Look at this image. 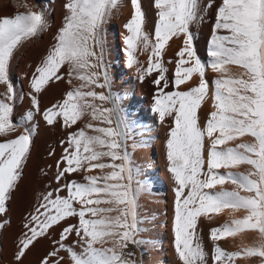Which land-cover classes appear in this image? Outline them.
I'll return each mask as SVG.
<instances>
[{"label":"snow or ice","instance_id":"6c2138e0","mask_svg":"<svg viewBox=\"0 0 264 264\" xmlns=\"http://www.w3.org/2000/svg\"><path fill=\"white\" fill-rule=\"evenodd\" d=\"M130 4L131 17L124 25L126 66L135 67L141 82L158 73L153 81L158 89L153 112L161 122L166 117L174 121L166 148L168 171L175 184L173 246L179 261L209 264L198 234L199 221L202 217L211 221L213 214L229 210L245 214L210 229L211 264H238L252 257L261 258L264 264V0H221L206 62L197 54L191 31L194 23L204 19L200 0H154V34L145 31L141 0H130ZM20 6L27 10L0 18V85L6 89L0 94V136L23 129L15 138L0 142V216L7 213L18 188L36 133V125L27 126L34 119L32 110L17 122L12 119L17 101L24 97L10 78L11 62L24 41L49 28L45 9L37 6L33 11L26 3ZM122 6L123 0H66L55 44L32 74L29 95L36 113L40 112L39 94L50 82L66 80L70 86L61 103L43 112L49 126L62 122L71 128L86 116L90 120L62 142L66 146L56 164L57 187L44 193L35 211L25 218L16 264H22L31 247L62 222L66 226L40 264H63L66 258L69 264H136L129 245L145 244L138 238L142 223L138 198L144 185L137 180L133 187L139 172L127 150L132 125L121 107L122 98L112 91L105 60L104 25ZM212 6L209 0L204 12ZM174 37L183 38V47L176 53L170 81L163 55ZM149 50L144 67L137 53ZM209 71L215 74L211 81L206 77ZM193 77L198 78L196 86L179 90ZM170 84L176 90L165 92ZM209 98L212 110L201 126L198 111ZM243 137H250L251 142L230 146ZM241 165L249 166L246 173L232 171ZM97 170L96 175L85 174L84 183L66 179L73 173ZM226 183L233 189H225ZM69 218H78V223H67ZM7 223H0V230ZM246 232L255 233L259 242L237 245L234 251L221 246L220 241ZM73 236L75 243H66Z\"/></svg>","mask_w":264,"mask_h":264},{"label":"bare ground","instance_id":"6f19581e","mask_svg":"<svg viewBox=\"0 0 264 264\" xmlns=\"http://www.w3.org/2000/svg\"><path fill=\"white\" fill-rule=\"evenodd\" d=\"M24 3L31 7L33 11L38 10L37 6L45 9L49 24L47 30L32 39L24 41L19 46L14 54L10 68V78L14 82L16 92L22 94L24 97L23 101H17L14 107V122L21 120L29 110H32L34 113L33 121L27 124V126L36 125V133L26 161L28 165L26 164L25 167L27 172L31 169L35 185L33 190L24 189V185L27 184L29 178V175L25 173L26 177H24L25 175L23 176L24 179L21 180L20 187L13 193L11 200L8 202L7 213L0 216V223H3L5 220L8 221L4 229L0 230V264H16L14 257L18 250L17 244L19 239L25 231L23 227L26 223L25 218L35 211L44 193L57 187L55 179L57 173L56 164L64 154L63 149L66 146L62 145V142L67 141L70 133L78 131L79 128L84 127L90 120L86 116L71 128L62 126V122L49 126L44 121L43 112L53 105L61 103L65 98L66 92L70 90V86L66 80L55 83L50 82L46 86V89L39 94L40 112L36 113L35 109L32 108L29 95L31 92L30 80L36 67L55 44V36L62 27L66 14L64 9L66 0H0V18L14 17L20 12H25L27 9L20 6ZM200 3L201 14L204 16V19L200 23H194L191 26V31L195 37L194 46L197 54L206 62L208 59L207 48L212 36L216 9L220 5L221 0H212L213 6L206 13L204 12V8L209 3V0H200ZM141 5L146 14L145 31L154 34L157 22V10L154 7V0H141ZM131 13L130 0H123V6L118 11H114L111 19L104 25L105 60L109 65L113 81L112 91L122 98L121 107L132 125V133L128 140L127 150L131 155L133 167L138 169L139 172L138 175L134 176L133 187H137V180L144 185V190L138 198L139 219L142 221L140 224L141 234L138 238L144 240L145 244L140 247L129 245V250L134 253L133 258L136 264H181L173 246L175 184L171 173L168 171L169 162L167 160L166 148V142L169 139L168 134L171 128L174 127V121L172 117H166L164 122H161L158 114L153 112L154 98L158 91L153 81L157 78L158 73L153 72L151 76H147L141 82L135 67L128 68L126 66L124 37L128 33L124 25L130 19ZM182 47V37H174L166 46L163 60L164 66L168 68L167 76L170 81L174 77L176 61L178 59L176 53ZM149 53L150 50L148 52L141 51L137 53V58L144 67H147ZM233 70L240 71L236 68ZM64 71L65 69L62 68L61 72ZM214 76L215 74L210 71L206 74L209 81ZM197 84L198 78L193 77L187 85H181L179 90L187 91L189 86H196ZM175 90V88L171 87V84L168 89H164L165 92ZM211 105L212 101L209 98L198 111L201 126L206 123L208 115L212 110ZM22 131L23 129L21 128L16 133L7 137L2 136V141L13 139ZM240 142H251V138L243 137L241 140L231 142L230 146L235 147ZM134 144L140 146L134 148ZM50 153L52 154L50 155ZM38 164L42 168L44 166L48 168V171L46 170L49 175L47 178L41 174L43 172H40ZM63 166L62 164L61 167ZM248 167L247 165H241L232 169V171L246 173ZM220 171L224 172L225 170L221 169ZM85 174L96 175L98 174V170L91 173H73L67 176L66 179H75L78 182L84 183L86 182L84 180ZM223 187L227 190L233 189V185L230 183H226ZM61 195H66V192L61 193ZM241 195H247V193L241 192ZM244 214L243 211L231 213L229 210H225L219 215L213 214L211 221L203 217L200 219L198 234L202 239L205 250L208 252L209 264H211L212 255V242L209 239L210 229L218 227L225 222H230L233 217H242ZM67 223H78V218H69ZM64 226H66V223L62 222L61 225L50 229V236L40 239L34 247H31L23 258L22 264H40L41 260L55 247L54 242L59 239ZM75 239L74 236L70 237L66 243H75ZM258 242L259 237L255 233L246 232L239 234L237 237L226 238L220 241V244L226 250L234 251L237 250V245L253 246ZM76 250L79 251V247ZM61 255L67 256L63 252ZM63 264H69L67 258ZM238 264H261V258L242 259L238 261Z\"/></svg>","mask_w":264,"mask_h":264},{"label":"rangeland","instance_id":"374dc122","mask_svg":"<svg viewBox=\"0 0 264 264\" xmlns=\"http://www.w3.org/2000/svg\"><path fill=\"white\" fill-rule=\"evenodd\" d=\"M0 86H1V87H0V89H1V90H0V94H2V92L4 93V86H2V85H0ZM1 97H2V96L0 95V98H1ZM12 119H13V121H14V115L12 116ZM0 139H1L0 141L3 142V141H2V136H0ZM26 164L28 165V162H26L25 165L23 166L21 180H23L24 177H26V174H27V175H29V178H30V179L28 178V182L31 183V184H33V186H31V184H29V183L27 182V184L24 185L25 188H24V187H23V188H24L25 190H26V189H27V190H33V189H34L33 187H34V185H35V182L33 181V180H34V176L31 175V174H32L31 171H30L31 169H30L28 172L26 171V170H27L26 167H25ZM39 164L41 165V163H39ZM39 164H38V167L40 166ZM43 168H44V169H43ZM43 168H42V166H40V169H39V170H40V172L42 171L43 173H41V174H43V175L47 178V177L49 176V175L47 174L48 168H46L45 166H44ZM42 169H43V170H42ZM46 170H47V171H46ZM32 172H33V170H32ZM45 172H46L47 175L45 174ZM25 173H26V174H25ZM24 175H25V176H24ZM23 176H24V177H23ZM21 180L19 181V185H18V187H20V184H21V182H22ZM28 185H29V187H28ZM30 186H31V187H30ZM31 188H32V189H31ZM16 190H17V189H16Z\"/></svg>","mask_w":264,"mask_h":264}]
</instances>
